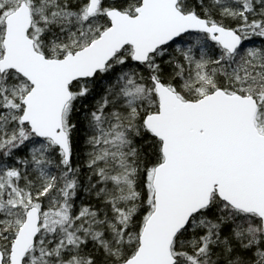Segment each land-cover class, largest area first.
<instances>
[{"label": "snow or ice", "instance_id": "6c2138e0", "mask_svg": "<svg viewBox=\"0 0 264 264\" xmlns=\"http://www.w3.org/2000/svg\"><path fill=\"white\" fill-rule=\"evenodd\" d=\"M0 264H264V0H0Z\"/></svg>", "mask_w": 264, "mask_h": 264}]
</instances>
